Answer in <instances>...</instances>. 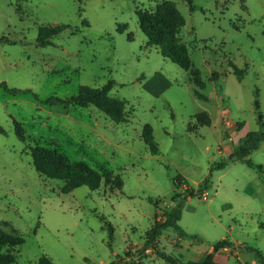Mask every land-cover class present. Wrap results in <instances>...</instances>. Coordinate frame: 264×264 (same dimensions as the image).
I'll return each mask as SVG.
<instances>
[{
  "label": "rangeland",
  "instance_id": "obj_1",
  "mask_svg": "<svg viewBox=\"0 0 264 264\" xmlns=\"http://www.w3.org/2000/svg\"><path fill=\"white\" fill-rule=\"evenodd\" d=\"M164 1L185 19L178 37L199 85L140 28L138 11ZM193 3L194 11L188 0H0V84L30 91L0 88V228L25 240L12 264H39L44 255L55 264H170L165 255L178 264H262L264 141L246 158L233 153L248 132H264V0ZM55 25L69 27L41 46L40 27ZM163 79L170 85L160 91ZM111 80L108 96L126 102L124 122L92 104L45 103ZM197 115L209 124L190 132ZM145 125L156 155L142 138ZM37 144L119 175L123 187L63 193L64 181L34 169ZM188 186L195 194L182 202L177 227L146 245ZM225 239L231 244L216 246Z\"/></svg>",
  "mask_w": 264,
  "mask_h": 264
},
{
  "label": "trees",
  "instance_id": "obj_2",
  "mask_svg": "<svg viewBox=\"0 0 264 264\" xmlns=\"http://www.w3.org/2000/svg\"><path fill=\"white\" fill-rule=\"evenodd\" d=\"M188 3L190 10L194 11L195 6L193 0H188ZM138 16L140 28L148 38V45L159 47L164 58L171 60L186 71H189L194 83L198 84L195 80L197 70L193 67L187 46L178 37L179 30L185 26V19L178 11L175 3L164 1L154 12L138 11ZM68 27V25L41 26L38 36L39 44L43 47L50 45V38L59 35ZM158 76L161 75H156L155 78ZM216 76L217 75H213L214 78ZM162 81L164 85L160 91L165 90L170 85L168 80L163 79ZM113 85L114 81L111 80L102 88L83 87L80 92L68 99L63 100L53 97L47 99L45 103H62L79 106H88L92 104L102 112L106 113L113 121L121 123L126 120V102L112 99L108 96V93L112 89ZM0 88H3L7 93L12 95L30 92L28 90L23 91L11 88L6 83H1ZM195 93L202 98H206L197 91H195ZM194 118L196 122H190L188 125L190 132L197 130L201 126H207L209 124L208 121H202L199 115ZM15 132L19 140L26 141L28 139L20 122H15ZM142 138L149 146L151 153L154 155L158 154V144L155 142L153 129L150 125L144 126ZM262 141H264V132H248L246 134L245 143L241 145L233 153V155L238 158H246L252 151L259 148ZM30 150L34 169L41 175L64 181L65 185L62 189L63 193H70L81 186H87L91 190H97L103 183L111 184L118 189L123 187V180L119 175H114L112 172L107 171L99 172L89 167V165L83 161H71L64 153L57 149H49L37 144L34 147H31ZM247 163L252 168H256L259 171L263 170L262 165H257L251 160H247ZM225 166V162L215 164L211 168V173L214 169H221ZM180 180L182 179L176 178L174 180L177 188H180ZM208 182L209 179H206L204 185ZM186 191L187 192L183 195V197L176 193L175 197L179 198L176 207L171 211H164L163 219L155 220L154 225L147 233L146 245L153 246L164 230L167 228L177 227V223L182 217V202L186 201L188 196H193L195 194L193 187L188 186ZM199 192H202V188H200ZM109 233L110 237H112V227H110ZM24 242V238L15 237L12 233L0 228V264L14 263L17 259L16 248L21 246ZM230 244L231 242L225 239L216 243V246L226 247ZM255 253L260 262L264 264L263 254L259 250H256ZM163 259L170 264H178L170 255H165ZM39 264L55 263L49 257L44 255L40 258Z\"/></svg>",
  "mask_w": 264,
  "mask_h": 264
}]
</instances>
